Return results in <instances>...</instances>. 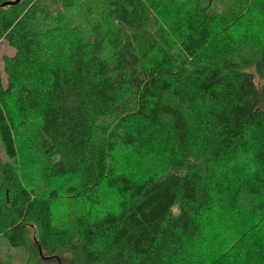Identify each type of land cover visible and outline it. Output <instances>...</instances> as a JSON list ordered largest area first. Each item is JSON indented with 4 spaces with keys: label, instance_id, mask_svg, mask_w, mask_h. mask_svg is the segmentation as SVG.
Masks as SVG:
<instances>
[{
    "label": "trees",
    "instance_id": "1",
    "mask_svg": "<svg viewBox=\"0 0 264 264\" xmlns=\"http://www.w3.org/2000/svg\"><path fill=\"white\" fill-rule=\"evenodd\" d=\"M13 1L0 0L15 50L6 85L0 71V241L27 264H207L203 217L229 208L260 233L264 42L215 38L252 2L264 17V0H185L177 41L155 0ZM65 13L83 20L67 31ZM30 126L49 178L82 202L70 220L22 179L15 133ZM119 147L162 154L166 173L119 170ZM103 190L119 211L95 213ZM249 245L216 264H264V237Z\"/></svg>",
    "mask_w": 264,
    "mask_h": 264
},
{
    "label": "rangeland",
    "instance_id": "2",
    "mask_svg": "<svg viewBox=\"0 0 264 264\" xmlns=\"http://www.w3.org/2000/svg\"><path fill=\"white\" fill-rule=\"evenodd\" d=\"M184 1L155 0L160 5L159 11L157 10V15L162 25H164L169 39L175 41L181 35L183 23L181 21L189 8L188 3ZM65 14V28L67 31L68 25L72 26L75 24V21L80 22L83 20V18L76 19L72 15H67L68 13ZM237 15L240 16L237 19L238 21L233 26L226 28L225 32H223L229 34L217 35L215 43L227 45L226 42L228 39L231 44H233V41L235 43L238 40L249 41L254 45L264 42V17L257 11L254 2L241 9ZM64 33L62 31V35ZM14 54L15 50L5 40L0 39V71L4 85L7 84V78L3 71V57L13 56ZM257 83H259L260 88L264 89V81H257ZM34 134V126L20 128L15 133L18 146L16 164L19 167L22 179L24 183L36 190V192L39 190L40 192H44V194L52 196V211L57 220L63 222L70 220L73 215L81 210L83 207L82 202L80 199L71 197L65 193L64 188L71 181H54L49 178L45 166L41 158H39L35 146L33 147L31 142ZM112 159L119 170H125L135 176L145 175L158 177L166 173V167L164 166L165 158L162 154L142 158L130 148L119 147L113 154ZM119 203V195L108 190H103L100 203L96 207L95 213L117 212L119 211ZM174 211L177 212V209L175 208ZM203 219L205 240L201 248L202 250H206L205 254L209 259L207 264L224 263L225 259L233 258L231 256L243 249L247 243L250 244L247 247L255 248V245L260 244L264 237L262 235L264 233V226L261 221L259 224L262 227L258 230L260 233H257L256 236V233H253V225L260 219L255 220L252 217L236 216L229 208L222 210L218 215L205 216ZM31 231V238H34V228ZM0 264H27V255L24 251L9 248L1 240Z\"/></svg>",
    "mask_w": 264,
    "mask_h": 264
},
{
    "label": "water",
    "instance_id": "3",
    "mask_svg": "<svg viewBox=\"0 0 264 264\" xmlns=\"http://www.w3.org/2000/svg\"><path fill=\"white\" fill-rule=\"evenodd\" d=\"M20 0H16V1H13V2H8V3H5V4H16L18 3Z\"/></svg>",
    "mask_w": 264,
    "mask_h": 264
}]
</instances>
